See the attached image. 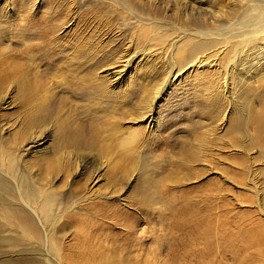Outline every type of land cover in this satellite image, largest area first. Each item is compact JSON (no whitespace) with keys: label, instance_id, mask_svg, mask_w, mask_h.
Segmentation results:
<instances>
[{"label":"bare ground","instance_id":"obj_1","mask_svg":"<svg viewBox=\"0 0 264 264\" xmlns=\"http://www.w3.org/2000/svg\"><path fill=\"white\" fill-rule=\"evenodd\" d=\"M9 1L0 0L2 9L11 10L14 3ZM33 1L34 7L38 1L42 2ZM61 1L58 10L51 7L49 26L38 27L37 36L43 40L38 47L49 48L53 45L51 34L80 19L75 11L71 14L74 9L79 12L76 0ZM106 1L119 14L118 22L113 25L100 20L95 30H91V35L99 39V45L93 51H85L90 58L85 62L89 65V74L81 82L82 87L68 85L73 98L87 101L95 111L108 112V116L113 117L103 128L89 120H81L78 128L61 121L62 106L56 105L49 90L34 86L21 73L16 60L22 56V51L11 55V59L0 57L3 59L0 62V107L7 110L18 102L24 109L17 122L10 125L0 122V249L12 250L1 258L0 264H166L160 261V251L165 252L171 263L198 256L200 264H223L222 257L227 250L217 241L221 236L217 232L213 234L210 216L191 212L135 217L131 208L156 205L152 200L147 201L148 191L147 195L146 190L143 191L142 199L139 196L128 202L123 196L125 187L116 179L115 190L94 189L100 182L99 173L110 161L116 156L120 158L114 163V168H120V161H129L140 149L144 130L151 131L149 142L155 147L173 137L168 133L167 124L174 114L171 110L181 106V101L173 106L172 100H179L188 92L185 87L180 91V87L189 79L195 81L196 87L202 85L209 96L207 102H195L196 108L203 112L205 107L217 113L219 123L199 121L187 126L188 141L183 143L180 153L186 165L200 162L212 165V157L221 150V141L228 139L234 152L247 156L246 162L239 161L237 165L246 163L253 171L254 151L264 153V103L252 111L245 96L250 91L247 86L250 81L260 82L264 90V0ZM49 2L53 4L54 0ZM17 26L22 29H15L16 33H22L29 43L26 33L37 27L25 24V33L21 25ZM82 39L78 46L85 47L87 41L91 42L90 37L86 42L87 38ZM37 46H29L27 50L32 52ZM128 72L127 88L119 91L117 85ZM231 84L235 85V90L228 96ZM11 93L17 94L16 99L7 103ZM223 98L252 124L241 123L239 117L226 124L225 111H221ZM175 109L180 114L181 107ZM252 113L253 120L249 121ZM127 120L132 126L124 129L119 121ZM51 124H56L52 153L35 163L25 160L23 154L29 150L30 153L46 150L38 148ZM248 124L254 128L247 131L244 126ZM104 132L108 135L102 136ZM233 134L236 138H232ZM97 154L100 157L96 166L89 171ZM129 163L123 168L126 170L124 181H130L135 172L142 175L148 170L138 161L131 168ZM204 170L202 167L201 171ZM250 174L247 190L259 198L257 202L264 215L260 187ZM75 177L82 180L74 181ZM141 222L160 224L159 231L165 236H156V230L141 234ZM73 231L77 242L70 246L66 236H71ZM199 241L206 248L194 253L192 243ZM260 241L264 244V235ZM148 243L156 246L151 252L142 253ZM258 252L259 260L264 261V245Z\"/></svg>","mask_w":264,"mask_h":264},{"label":"rangeland","instance_id":"obj_2","mask_svg":"<svg viewBox=\"0 0 264 264\" xmlns=\"http://www.w3.org/2000/svg\"><path fill=\"white\" fill-rule=\"evenodd\" d=\"M49 1L50 0H42V2L38 1L36 7H34L35 2L33 0H10L9 2L14 3L11 5V10L8 7L2 9V6H0V57L3 59H11V55L13 56L15 53L22 51V56L19 57V60H16L20 64L21 73H24L26 78L30 80L34 86L41 85L43 89H46V91L47 89L49 90V94L53 101L56 102V105L62 106L60 107L63 111L60 116L61 121H68L73 124L74 128H78V124L81 120H89L93 121L94 125L98 128H103L105 123H110L113 120V117H109L108 112L95 111V107L89 105L87 101H81L73 98L68 92V85L71 87L73 84L75 88L82 87V85H80L81 82L86 80L89 74V65L86 66L85 62H88L90 58L87 55L88 53H85V51L86 49H88V51H93V49L97 48L99 45V39L95 38L94 34L91 35V30H95V27H97L100 20L105 23L110 22L113 25L117 24L119 14L115 12V9L106 0H76L77 4H79V12L76 13V10L74 9L71 10V14L75 11V15H78L80 19L70 22L64 30L62 29L54 34H51L50 40L53 45L49 47L50 49L48 46L38 47L37 45L43 42V40L37 36L40 31L38 27L41 28L42 26L40 25H44L46 27L49 26V22L52 20V15L50 14L52 6L56 10L62 6L61 0H54L53 4H50ZM86 23H89L90 26L88 24L86 25ZM25 24L35 25L37 28L36 30L30 32L27 31L26 33L27 29ZM17 25H21L23 27L29 43L26 42L22 33H16L17 31H15V29L19 31L22 29H19ZM84 37L87 38L84 42H86L89 37L91 38V42H86V46H88V48L86 46V48L81 45L78 46V42L83 40L82 38ZM32 44H36L37 47L31 52L27 50V47H32ZM5 49H8L9 51L7 52ZM53 49L55 50L53 51ZM53 52L56 54L54 53L53 55ZM2 58H0V62L1 60L3 61ZM6 73L7 72H3V74ZM129 73L130 72L126 73L122 81L118 83L117 86L119 91L122 90V88H127ZM245 76L249 78L247 75ZM193 84H195V81L192 79H189L185 83L181 84L183 87H180V91L187 88L188 92L186 91L180 99H183L185 96L187 97L183 100H178V98H176V100L173 99L175 102L172 100L173 106H176V104L181 101L179 102V105L181 106L173 107L171 110L174 114L172 115V119L170 118L171 120H169V123L167 124L169 128L168 133H170L173 137L160 147H155L151 144V142H149L151 131H148V129L144 130L143 143L142 145L141 142L139 144L140 149L135 152L134 156L129 158V161H120V168H114V163L117 162L116 160L119 162L120 158L116 156L113 161H110L108 167L99 173V176L102 177H100L101 183L99 182L97 186L95 182L94 185L96 184V187L94 190L101 187V189L112 188L115 190L116 188L113 186V183L116 179L123 186V188L125 187L123 196L128 199H125L128 202L132 201L133 198L135 199V197L139 198V196L142 199V193L146 190V195L148 192L150 193L149 200L147 201L152 200L151 202H155L156 205L146 204L141 206L140 209L131 208L130 211L135 217L141 216V218H145L151 214H155L156 216H169L186 213L189 214L191 212L194 214L205 215L206 217L210 216L213 220L211 221L209 218L211 224L213 222V234L214 232H217L221 236L217 241L224 249L226 248L225 250H227L224 257H222L221 262L223 264H260L261 262V264H264L262 259L259 260L260 254L258 252L259 248L264 245L260 241L261 236L264 235V215L260 212V207L257 202L259 198L257 199V196L247 190L250 185L248 176L251 173L253 174L254 180L256 179L255 182H257V185L260 187L262 199L261 205L263 207L264 153H257V150H255L254 153L252 152V157L256 164L253 167V171H251L246 163L243 166L237 165V162L239 161L246 162L247 156L245 154L234 152V150H232L229 146L228 139H225V141H221L222 146H219L221 147L220 149L222 152H220V150L214 158L212 157V165L205 166L201 164V162L194 166L186 165V162L182 159V155L180 153L183 151V143H187L188 141V133L186 132L188 129L187 126L193 125L199 121H207V123L209 122L212 125H217V123H219V116L217 113H212L205 107L203 112L202 109L196 108L195 102H207L209 96H207V93L204 91L202 85H200L201 87H196ZM247 86L250 91L247 93V96H245V99H247V101L249 100V108L252 111H256L260 104L264 103V90L258 81H250ZM232 89L235 90L234 84H231L229 91L227 92L228 96L233 93ZM243 93L244 91L241 92V94ZM16 95V93H11L10 98H6L7 103H10L12 100L14 101V99H16ZM59 100L61 102H59ZM222 100L223 104L221 105V111H225V118L227 119L226 124L233 123L237 117L240 118L239 120H241V123H251L242 118L244 116H242L243 114L239 111L237 112L238 108L234 110V108L230 106V101L227 102V99L225 98ZM177 107H181L180 114H178L179 111L175 109ZM124 110L128 111L126 107ZM23 111L24 109L18 102H14L7 110L4 109V107H0V122H4L3 124L8 125L13 124L19 120L18 118L21 115H23ZM171 112H169V114H172ZM252 117L253 113L252 115H249V121L253 120L251 119ZM119 122L124 129H128L132 126L128 120ZM251 124L244 126L247 131L254 128ZM50 126L49 130H47L43 135L45 140L42 142L40 148H38V150H42L43 148L46 150L38 153H30L31 150H29V152L23 154V158L25 160L35 163L40 161L45 156H48L49 153H52L51 150L54 144L53 135L56 124H51ZM1 134L0 130V137ZM107 135L108 134L104 132L102 136ZM232 138H236V134H233ZM91 155L93 156V154ZM99 157L100 156L97 154V156L93 159L95 162L92 167H90L89 171L96 166V160ZM136 161H138L139 164H145L148 170L145 174L142 173V175L135 172L130 181H124V171L126 170L123 168H127L129 162L131 168L134 166ZM202 167H204V171H201ZM87 176L88 175H86V178ZM147 176L149 180H146ZM225 178H227V180L229 179V181L226 182ZM81 180L82 179H80V177H75L74 179V181ZM145 194L144 197L146 196ZM154 196L156 197L154 198ZM123 204H126V202L124 201ZM158 227H160V224H157L156 222L153 224L141 222L140 232L144 235L145 233L147 234L150 231L152 232L153 230H156V236H165L164 232L159 231L161 230V227ZM74 232L75 231L71 233V236H66V242H68L67 244L70 246L76 244L77 242L73 239L75 236ZM204 245L205 244L202 241H199L198 243L194 242L192 243L193 247H191V249L195 251L194 253H198L206 248ZM155 246L156 245L154 243H148L146 250L142 253L149 252V250L151 252L153 250L152 248ZM159 246L161 247V244ZM14 251L15 250H13V252ZM10 253H12V250L0 249V261ZM160 254L162 255L160 260L161 262L166 264L171 263L164 251H160ZM198 261H200V258H198V256H193L188 259H179V262L177 261L173 263L200 264Z\"/></svg>","mask_w":264,"mask_h":264}]
</instances>
